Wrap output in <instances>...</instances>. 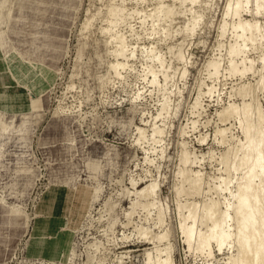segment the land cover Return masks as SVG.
<instances>
[{
  "label": "rangeland",
  "instance_id": "rangeland-1",
  "mask_svg": "<svg viewBox=\"0 0 264 264\" xmlns=\"http://www.w3.org/2000/svg\"><path fill=\"white\" fill-rule=\"evenodd\" d=\"M254 1L231 17L227 0H0V264H147L155 246L169 248L172 264H228L233 245H210L211 253L186 246L176 206L216 201L230 214L236 204L220 191L219 158L244 137L237 115L222 124L217 112L241 110L250 97L264 119V71L256 73L264 13ZM239 21L260 27L256 47L234 58L241 69L253 61L243 76L227 71ZM118 37L125 62L116 58ZM242 85L251 96L239 95ZM154 127L162 130L155 138ZM223 127L221 144L214 135ZM137 128L145 129L139 141ZM183 153L186 168L201 174L197 196L180 182ZM154 181L152 198H135ZM163 233L162 242L148 241Z\"/></svg>",
  "mask_w": 264,
  "mask_h": 264
},
{
  "label": "bare ground",
  "instance_id": "bare-ground-1",
  "mask_svg": "<svg viewBox=\"0 0 264 264\" xmlns=\"http://www.w3.org/2000/svg\"><path fill=\"white\" fill-rule=\"evenodd\" d=\"M249 1L250 0H227L225 16H237L239 14L238 9L242 3L248 4ZM255 1L254 2L257 3L256 14L262 15L264 13V0ZM157 10L159 11V9H156L155 12H157ZM109 13L111 18H114L119 12L117 13V11H110ZM257 24L253 25L249 22L239 21L237 25L233 26L234 31H236L235 38L237 42L230 46L228 50L230 63L227 71L230 75H242L245 71L252 70L253 61H249L248 66L241 69L238 68L237 64L234 62V58H236L240 52L246 48L247 45H256L258 39L256 34L259 32L258 30L260 28L257 26ZM110 25L112 26V24ZM109 26L107 30H110ZM107 30H105L106 33ZM224 32V26H222L221 35H223ZM260 37H262L261 34ZM117 39L118 48L116 50V58L117 56H124L125 51L123 39L121 37H118ZM238 42L239 44H237ZM150 52L151 50H148L146 54H150ZM180 56L181 55L179 53V57H177L180 58ZM126 59L127 58L124 56V62ZM121 62H117L115 64L113 63L111 68L116 72L119 71ZM208 66L210 67V74L208 75L216 76L219 72V63L217 61H211ZM263 71L264 64L262 68L260 67V70H258L256 73L261 77ZM148 72L147 73L149 75L151 74L150 83H155V73H153L151 70ZM260 82L261 80L258 78L257 83ZM249 90L250 89H247V86L242 85L237 92L242 98H245L248 93L250 95ZM207 91L210 92L211 90L208 89ZM253 101L255 100L253 99ZM166 106L167 102L164 101L156 118L161 116ZM253 107L249 97V103L244 104L241 110H239L236 106L229 105L226 108L224 107L220 112H217L219 122L222 124L226 123L230 117L232 118V116L237 115L239 117L241 132L244 137L242 142L240 143L239 141V144H237L234 149L230 147L225 149L219 158L220 164L223 165L224 173L222 181L220 180L221 184H219L221 186L220 191H228L231 200L235 201L236 204H234V206L231 205L232 210L230 211L232 212L230 214L227 212L228 206H226L227 209L225 211L219 210V206L216 201H212L211 203L203 201V203L200 205L190 201V203L186 204L178 203L176 206L177 212L181 214L178 228L183 235V239L187 244L186 246H188V248H194L196 251L202 253L203 251L205 252V250L207 251L210 245H214L218 251L223 249V246L226 244L227 246H229L228 244H230V246L233 245L235 248H237L236 253L235 255H232V257H229L230 259L227 261L228 264H264V119L262 117L263 115L260 114L261 112H259V109L256 107L254 109ZM192 124L194 125L195 122ZM226 129V127H223L216 130L215 132L214 136L215 138H218V141L221 144L224 142L225 131H227ZM144 130L145 129L143 128L136 130L138 141L144 137ZM161 132L162 130L154 127L152 129V136L155 138L161 135ZM203 140L204 138H199V142H203ZM230 153L233 154V160L231 162L229 160ZM181 162L183 163L184 167H182L183 169H181L179 172V178L182 184L186 183V189H184V192L187 195L196 194L197 196L201 187V174L198 171L191 172L186 168L187 163L190 162L186 153L182 154ZM234 172L241 173V176H238V178L235 179L233 189L230 188L229 191V177ZM156 185L157 183L155 181L145 184L139 190L137 189V197L135 198H152ZM218 187L216 190H218ZM137 202L134 201L131 203L132 209L127 213V225L130 223L131 215L134 212L133 209L139 204H137ZM147 202L149 203L144 202L145 204L142 205L143 208L148 209V207L151 205L150 201ZM159 208L157 210V219L155 222L156 226L162 223L163 218L162 212ZM184 210L185 213L182 215V211ZM230 217L232 220L231 222H233V227L231 228V231H227L228 229L225 225ZM198 222L201 225H205V227L206 225H209V228L206 229L204 227L206 229L205 232L204 230H200V228L199 230H196L195 224H198ZM225 228L227 230H225ZM139 232L144 238H147L148 232L141 230H139L138 233ZM165 237L166 234L163 233L150 239L148 238V241H152L153 244H157L162 242ZM155 249L156 257L153 262L150 258V253H145V261L147 264H172L170 250L168 247L160 249L159 247L155 246ZM209 251L210 250L207 252ZM209 253L207 254L208 256Z\"/></svg>",
  "mask_w": 264,
  "mask_h": 264
}]
</instances>
